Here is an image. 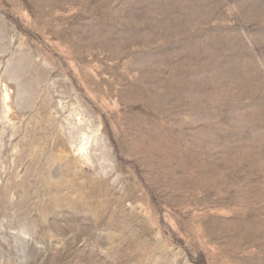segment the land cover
<instances>
[{"label": "rangeland", "instance_id": "rangeland-1", "mask_svg": "<svg viewBox=\"0 0 264 264\" xmlns=\"http://www.w3.org/2000/svg\"><path fill=\"white\" fill-rule=\"evenodd\" d=\"M0 264H264V0H0Z\"/></svg>", "mask_w": 264, "mask_h": 264}]
</instances>
